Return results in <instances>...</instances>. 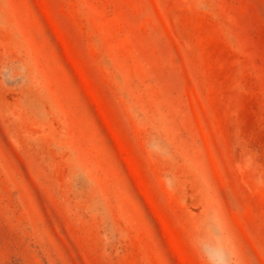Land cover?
I'll use <instances>...</instances> for the list:
<instances>
[{"label": "rangeland", "instance_id": "obj_1", "mask_svg": "<svg viewBox=\"0 0 264 264\" xmlns=\"http://www.w3.org/2000/svg\"><path fill=\"white\" fill-rule=\"evenodd\" d=\"M0 264H264V0H0Z\"/></svg>", "mask_w": 264, "mask_h": 264}]
</instances>
